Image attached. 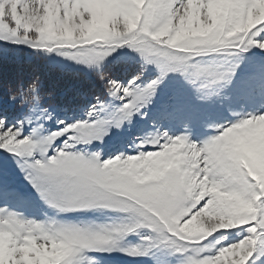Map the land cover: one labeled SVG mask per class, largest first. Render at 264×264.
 I'll list each match as a JSON object with an SVG mask.
<instances>
[{
  "label": "snow or ice",
  "instance_id": "snow-or-ice-1",
  "mask_svg": "<svg viewBox=\"0 0 264 264\" xmlns=\"http://www.w3.org/2000/svg\"><path fill=\"white\" fill-rule=\"evenodd\" d=\"M0 43L95 69L103 87L82 119L38 77L0 96V264H110L153 250L154 264L168 254L264 264V112L211 125L199 142L163 127L189 94L223 106L234 83L264 85V56L245 55L264 53V0H0ZM121 48L138 63L126 82L102 70ZM137 117L149 130L105 155V137ZM97 211L120 215L83 219Z\"/></svg>",
  "mask_w": 264,
  "mask_h": 264
},
{
  "label": "rangeland",
  "instance_id": "rangeland-1",
  "mask_svg": "<svg viewBox=\"0 0 264 264\" xmlns=\"http://www.w3.org/2000/svg\"><path fill=\"white\" fill-rule=\"evenodd\" d=\"M245 55L252 56L253 59H259V57L264 56V53H258V50L253 49L251 53ZM130 57H133V53L129 52L127 48L117 49L105 60L102 70L107 73L109 78L126 82L131 75L135 74L138 67L137 61L130 59ZM0 58L16 61L33 60L41 63V75L38 79L41 91L53 92L57 103L71 101L73 105H76L75 110L70 113L72 118L82 119L83 112L81 108L86 109V106L93 102L94 96L103 95V87L96 78L95 69L85 68L54 53L45 55L34 52L27 47L0 43ZM58 81L59 84L56 83ZM53 85H62L63 88L55 89ZM224 94L230 95L231 99L224 100L223 106H221V100L200 101L194 95L189 94L187 101L189 107L179 114L175 120L165 122L163 127L169 129L172 134L185 133L192 142H199L216 134L211 125L222 124L225 121L231 122L237 119L238 116L249 113L264 112V85L259 81L234 83L225 90ZM0 96L2 95L0 94ZM61 98H63V101H61ZM233 113L238 115H233ZM149 127L148 121H141L137 117L130 125H125L120 130L112 129L109 136L105 137V144L103 145L105 155L115 154L117 151H129L128 145L133 143L135 137L146 133ZM4 155L0 153V158ZM16 177L17 184L26 187V182L18 170ZM24 214L34 216L36 219L43 218L35 210H24ZM48 214L51 215L52 213L49 211ZM119 215L112 212L97 211L89 213L83 219L106 222L117 219ZM237 232L239 230H233L229 240L239 239L240 235H237ZM160 251L153 250L149 257L135 260L120 257L118 253H113L110 264H154L156 257L160 255ZM184 258L180 254H168L165 257V264H183Z\"/></svg>",
  "mask_w": 264,
  "mask_h": 264
},
{
  "label": "trees",
  "instance_id": "trees-1",
  "mask_svg": "<svg viewBox=\"0 0 264 264\" xmlns=\"http://www.w3.org/2000/svg\"><path fill=\"white\" fill-rule=\"evenodd\" d=\"M41 67V63H38V61H16L0 58V94L6 96L7 89L10 86L15 87L21 81L31 82L33 79L39 78L41 75ZM56 83L59 84L60 82L58 81ZM59 88H61V85L57 87V89Z\"/></svg>",
  "mask_w": 264,
  "mask_h": 264
}]
</instances>
